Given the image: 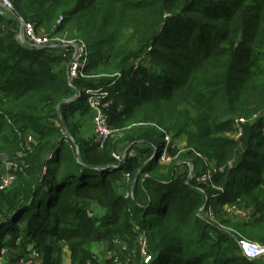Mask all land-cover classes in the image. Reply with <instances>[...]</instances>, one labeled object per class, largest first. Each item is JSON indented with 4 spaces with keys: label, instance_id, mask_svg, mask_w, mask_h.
<instances>
[{
    "label": "trees",
    "instance_id": "16d2710c",
    "mask_svg": "<svg viewBox=\"0 0 264 264\" xmlns=\"http://www.w3.org/2000/svg\"><path fill=\"white\" fill-rule=\"evenodd\" d=\"M12 2L36 27L56 24L57 34L84 42L90 61L86 77L70 82L63 49L25 46L19 22L0 14V171L2 156L21 165L14 188L0 191V264H63L67 252L70 264H95L94 244L113 250L114 240L142 234L150 257L139 254L142 264H259L219 225L264 243V0ZM99 87L115 97L113 135L103 151L92 140L78 148L64 125L87 99L69 101ZM255 117L240 139L221 137L236 119ZM28 133L35 147L20 157ZM166 133L187 151L172 145L164 166L156 151ZM123 152L121 163L114 155ZM197 153L215 161L209 181L189 177L186 161L199 164ZM217 200L252 207V220L226 218Z\"/></svg>",
    "mask_w": 264,
    "mask_h": 264
},
{
    "label": "rangeland",
    "instance_id": "374dc122",
    "mask_svg": "<svg viewBox=\"0 0 264 264\" xmlns=\"http://www.w3.org/2000/svg\"><path fill=\"white\" fill-rule=\"evenodd\" d=\"M11 16L15 17V19L21 24L22 23H33V21L30 20L26 14L20 16L17 14V12H15ZM62 20H63V18L59 21V23H61ZM34 24L37 25V23H35V22H34ZM37 30L42 35L52 36L55 39H58L59 44L63 47L67 44L84 43L79 39H70V32L69 31H64V32H61L62 34H57V32H56L57 25L56 24H54L50 27H48V26L45 27V25L42 24L39 27L37 26ZM126 33H128L129 35L134 34L133 28H128ZM55 51L58 52L57 49ZM73 52H74V48H72V54H73ZM56 54H58V53H56ZM145 59L148 60V56ZM147 64H148V62H147ZM87 78L91 79L94 77H87ZM104 88L106 89L105 91L109 93V96H110L109 101L114 104L115 97L110 92L109 88H106V87H104ZM92 89H97V88H92ZM81 91H83V90H81ZM81 91L79 90L78 94L72 100H70V102L74 101L78 98L80 99L79 96H80ZM82 96H84V94H82ZM119 103H120V105L122 104L121 102H119ZM86 106H87L86 107L87 110L83 114H81V112H79V111H76L75 113L69 115L68 116L69 125H67V124L64 125V132H63L64 140L66 142L73 143L77 147L79 145V143L77 141L92 140L94 143L97 144V140H98L96 133H95V112L96 111L93 108H91L89 103H87ZM257 118L255 117L252 119H243L244 121H242L241 118L236 119L234 124H233L232 130L229 132L221 134V137L229 138V139H235V140L240 139L244 133L243 125L249 124V123H251V124L255 123ZM262 132L264 133V127H263ZM166 134L170 135L168 133H166ZM111 135H113V133H111ZM170 136L173 139V149L177 150V152L179 154L180 153H183V154L186 153V151H187L186 142L181 138L180 139L177 138L175 136V134L170 135ZM110 137L102 145H98V148L100 151H103V149L106 146L107 142L109 141ZM123 153L126 156V152H123ZM123 153H122V155H123ZM179 154H178V156H179ZM196 156L199 159V164H195V165H193V162L197 161V159L195 157L193 158V157L188 156V158H187L186 162L190 164V166H189V174H190L189 177L190 176L193 177V175H195V173L196 174L198 173V175L202 174V176H207L209 174L212 175V173L215 172V170H217V166L215 164V161H210V160H208V158H206V157H204L198 153ZM169 158H170V161L163 163L164 166L169 165L171 163V161H173L172 155H169ZM2 159L4 161L3 166H6L8 163H14V162L18 163L17 160L16 161L9 160L5 156H2ZM15 175H16V173H15ZM16 182H17V180H16ZM15 183L13 184V186L9 190H6V192H8L12 188H14ZM2 192H5V191H2ZM218 204H219V201L217 200L214 203V208L215 209L216 208L221 209V213H223L226 218H231L232 220L242 221L244 223L249 222L253 218V212L254 211H253L252 207H250V206L246 208L245 213H243L244 215L240 214V210L245 209L244 203L237 202L235 204H223L221 206H219ZM90 208L92 209L93 206H91ZM213 212H214V210H213ZM100 215L102 217L104 216L103 213H101ZM212 221L216 222V219L213 218ZM219 227L222 228L227 233L236 234L237 236L240 237L241 240L247 239L245 235L238 232V230L234 227L227 226L225 224L219 225ZM121 240L116 239L113 241V246H114L113 250L109 249V244H107L106 242H100V243L94 244L92 246V252L94 254V259L96 260L95 264H138L139 263L138 262L139 261L138 255L139 254H140V257L144 263H147L148 261H150V257H149V255H147V251H146V248H147L146 238L143 234L138 235V238L134 242H131V243L125 242V241L123 242V240L122 241ZM255 242L264 246V243H260L257 241H255ZM130 246H132V247L130 248ZM29 250L32 251L31 247L29 248ZM5 252H6V250L3 249L2 254L4 255ZM31 254L33 255V258L31 255V258H29V260L31 259L30 262H32V261L35 262V254L34 253H31ZM257 260L259 261L258 262L259 264L260 263L264 264V255L260 256ZM1 262H2V264H4L3 260H1ZM23 262L24 261H21L20 263L24 264ZM38 262H41V259L36 261L37 264H38ZM250 262H255V261H250ZM28 264H30V263H28ZM63 264H70V255L66 254L63 257ZM139 264H142V263H139Z\"/></svg>",
    "mask_w": 264,
    "mask_h": 264
},
{
    "label": "built area",
    "instance_id": "2783aa9c",
    "mask_svg": "<svg viewBox=\"0 0 264 264\" xmlns=\"http://www.w3.org/2000/svg\"><path fill=\"white\" fill-rule=\"evenodd\" d=\"M16 12V8L14 3L11 0H0V14H10L13 15ZM20 24V33L19 39L22 42L29 43L36 47H45L50 49H63L62 53L65 58L70 59L69 63V79L70 82L73 80L81 78H85L84 70L89 64V49L88 46L84 43L81 44H67L64 47L59 44L58 39H55L52 36L42 35L38 30L34 23H19ZM19 33V34H20ZM72 48H74V52L72 54ZM117 78H121L119 75ZM104 87H99L97 89H83L80 92V96L84 94L87 99V103L93 108L95 112V133L97 136V144L102 145L112 133V129L109 123L108 111L113 105L109 100V93L105 91ZM244 121L243 119H241ZM10 125H13L12 122L8 121ZM36 142V135L32 133H28L26 135V140L23 145V151L20 153V157H25L33 153L34 145ZM173 145V139L170 135L165 136L164 145L159 147L156 151V154L159 155L160 162L165 163L170 161L168 155V148ZM133 152L130 153V156H133ZM116 160L123 163L125 160V155H114ZM7 171L4 174L0 175V191L9 190L13 184L17 180V176L15 173L21 169L20 163H8L6 165ZM214 173V172H213ZM212 173V174H213ZM211 174L207 176H202L201 181L206 182L211 179ZM128 175L126 176V179ZM129 194L126 195L128 197ZM245 211L240 210V214L244 215ZM92 216V214H90ZM135 231L139 232V227H135ZM240 248L242 250L243 256L249 261H257V259L264 255V246L249 241L247 239H243L239 241ZM86 264H92L88 262Z\"/></svg>",
    "mask_w": 264,
    "mask_h": 264
},
{
    "label": "crops",
    "instance_id": "0c3cea01",
    "mask_svg": "<svg viewBox=\"0 0 264 264\" xmlns=\"http://www.w3.org/2000/svg\"><path fill=\"white\" fill-rule=\"evenodd\" d=\"M6 171H7V167L6 166H3L2 167V170L0 171V175L1 174H4ZM92 206H93L92 209H93V211H94V213H95L96 216H99L101 213H103L104 216L106 215V211L105 210L99 209V207L97 205H95V204H92ZM99 217L101 218L102 216L100 215ZM67 255H69V254L67 253Z\"/></svg>",
    "mask_w": 264,
    "mask_h": 264
},
{
    "label": "water",
    "instance_id": "95a60500",
    "mask_svg": "<svg viewBox=\"0 0 264 264\" xmlns=\"http://www.w3.org/2000/svg\"><path fill=\"white\" fill-rule=\"evenodd\" d=\"M20 36L22 35V32L19 34ZM19 37V36H18ZM25 46L30 47V48H36V49H44L45 47H36L34 45H31L29 43L23 42ZM70 102V101H69Z\"/></svg>",
    "mask_w": 264,
    "mask_h": 264
}]
</instances>
